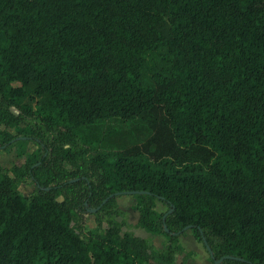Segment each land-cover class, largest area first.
I'll list each match as a JSON object with an SVG mask.
<instances>
[{"label": "trees", "instance_id": "obj_1", "mask_svg": "<svg viewBox=\"0 0 264 264\" xmlns=\"http://www.w3.org/2000/svg\"><path fill=\"white\" fill-rule=\"evenodd\" d=\"M0 123V264H264V0H0Z\"/></svg>", "mask_w": 264, "mask_h": 264}, {"label": "crops", "instance_id": "obj_2", "mask_svg": "<svg viewBox=\"0 0 264 264\" xmlns=\"http://www.w3.org/2000/svg\"><path fill=\"white\" fill-rule=\"evenodd\" d=\"M3 125L4 124L0 123V128L6 129V128H2ZM29 142H32V141H29ZM16 145L17 144H15L13 147H15ZM37 149H38V146H37V148L32 150L30 152V154L32 152L36 151ZM26 159H25V161H26ZM116 199H117V203H118L119 207L128 213V226H124L122 230L123 231L130 230L135 235L140 236V237H144V238L150 237L152 239V242L155 245V247L157 249H161L164 246V242L166 240V237L164 234L152 233V232L147 231L143 227L137 226V222L139 220L140 213L136 208V204H137L136 198L131 194H122V195H118ZM155 209L158 212H165L168 208L163 202H161L160 200H157ZM180 243L183 246L185 253H187V252L190 253V256L188 257V260H187V264H212V262L210 261L209 252L206 250L203 243L200 242L195 237V235L191 229L187 230L184 235L180 236ZM183 257H184L183 254L177 255V257H176L177 263H181L183 261ZM201 259H202V261H201ZM148 264H158V263H156L153 260H150Z\"/></svg>", "mask_w": 264, "mask_h": 264}, {"label": "rangeland", "instance_id": "obj_3", "mask_svg": "<svg viewBox=\"0 0 264 264\" xmlns=\"http://www.w3.org/2000/svg\"><path fill=\"white\" fill-rule=\"evenodd\" d=\"M16 112H19L16 108H13ZM25 122H21L20 126H24ZM2 128L8 129L12 133H16L17 127H7L3 125ZM37 148V145L34 142H27V141H18L15 147H10L8 149L0 150V161L3 166L11 170L13 166L22 164L27 156L30 154L32 150ZM8 160V161H7ZM19 190L24 194H30L34 190V184L30 182H25L19 185ZM62 199V197H60ZM128 219V218H127ZM95 215L92 212H89L85 215V218L79 220L76 223V226L81 234L85 233L86 231L95 228L96 226ZM104 228L107 226L104 223ZM202 261V259H201Z\"/></svg>", "mask_w": 264, "mask_h": 264}, {"label": "water", "instance_id": "obj_4", "mask_svg": "<svg viewBox=\"0 0 264 264\" xmlns=\"http://www.w3.org/2000/svg\"><path fill=\"white\" fill-rule=\"evenodd\" d=\"M96 211V208H93V209H91L90 210V212H92V213H94ZM165 230L167 231L168 230V228L167 227H165ZM208 250H210V249H208ZM226 257H229V256H226Z\"/></svg>", "mask_w": 264, "mask_h": 264}]
</instances>
